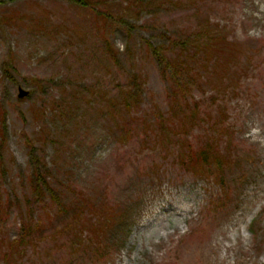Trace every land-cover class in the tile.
<instances>
[{
    "label": "rangeland",
    "instance_id": "1",
    "mask_svg": "<svg viewBox=\"0 0 264 264\" xmlns=\"http://www.w3.org/2000/svg\"><path fill=\"white\" fill-rule=\"evenodd\" d=\"M105 1L119 17L108 24L97 10L70 0H0V132L4 125L6 136L5 144L0 138V264L23 233L17 207L30 200L31 139L38 148L47 145L42 152L56 189L84 202L73 201L83 208L81 217L61 213L55 231L47 225V240L32 235V245L39 246L29 244L27 255L20 253L24 264H96L70 249L73 239L85 249H100V264H264V0ZM207 22L214 38L207 53L215 51L224 69L195 53L207 47ZM191 41L197 46L184 43ZM107 43L118 51L117 62ZM162 45L164 52L157 51ZM157 52L168 60L181 52L195 56L193 71L185 74L190 90L178 96L199 102L202 112L181 146L160 127L177 85L164 79ZM7 64L14 65L17 83L5 77ZM134 74L139 103L117 116L112 102L134 88ZM19 86L27 97L18 98ZM107 103L117 127L113 116L98 112ZM75 119L89 124L73 129ZM65 136L75 140L63 144L60 154L55 144H46ZM207 139L216 144V155L251 156L255 176L243 185L239 171L228 169L227 190L220 187L215 163L205 178L184 172L177 159L188 154L185 145ZM152 164L160 166L157 186L139 177ZM225 190L232 204L211 209ZM133 197L138 211L126 226L114 209ZM40 205L35 222L50 221L56 208L42 210L47 201Z\"/></svg>",
    "mask_w": 264,
    "mask_h": 264
},
{
    "label": "trees",
    "instance_id": "2",
    "mask_svg": "<svg viewBox=\"0 0 264 264\" xmlns=\"http://www.w3.org/2000/svg\"><path fill=\"white\" fill-rule=\"evenodd\" d=\"M72 3L75 2V4L78 5V7L82 9H92L97 10L95 14L99 15V18L104 21L105 24H108V21L110 19H116L119 17L112 16V13H110L108 7L106 6L105 0H70ZM127 12L125 11L123 14H121V19L124 15H126ZM209 22L206 24H203L202 27H205V39L207 38L205 45L207 47L205 49H199L197 48L195 53L197 54H204V56H207L208 60H212L215 64H218L219 66L222 65L223 67H220L222 69L226 68V65L222 62L220 56L216 54L215 51H211V53H207L208 47L210 46L209 40L214 38L209 35L210 32H212L209 28V26H206ZM134 29V28H133ZM167 39L171 40L170 38L166 37ZM222 39L226 40L224 36H222ZM194 40H197V37H195ZM185 44H189L190 47H196L197 44L194 41H191L189 43L184 42ZM213 46V45H212ZM107 52L111 54L113 60L118 61V51L114 50L110 43H107ZM155 50V47H150ZM165 46L162 45L159 48H157V51L164 52ZM155 54V53H154ZM156 55V54H155ZM157 58L161 60L164 64L163 68H160V71L163 74L164 79H166L168 82L176 84L177 87L172 88V92L170 93V107L168 115L162 116V119L160 120V127L161 130L167 134H172V139H176L178 141V144L181 146V143L184 144L185 141H187V131L196 125L198 121L200 120V114L202 112L201 105L199 102L195 101L193 103H190L184 95L179 97V92H188L190 90L189 86V80L185 77V74H188L189 72L193 71V65H194V57L191 58H185L181 52L180 55H177L175 59L168 60L166 57H163L162 55L157 52ZM188 59V60H186ZM193 61V62H192ZM4 75L6 78H9L11 82L17 83V79L12 73V71H15L14 65H5L4 66ZM190 79H193L190 77ZM133 79V87L132 89H127L126 96L123 97V100L121 102H112V108L113 112L115 114L120 115L122 112L130 113L134 106H137L139 103V92H140V84H139V76L137 74H134L132 76ZM181 88V90L179 89ZM75 91V90H74ZM73 91V96L77 97L80 96L83 98L84 96H81L80 91L79 94H76V92ZM77 91V90H76ZM72 97V94L70 95V98ZM109 103V102H108ZM107 105H103L98 112L102 115L105 114L110 118V116H113L115 120V125L117 127V117L114 113H111L109 111V107ZM167 112V111H166ZM180 113V119L178 122H176L175 117L177 114ZM207 118L211 120L213 117L211 116L210 112L206 113ZM84 117L87 118V114H84ZM225 118V116H223ZM75 122L73 123L72 128L73 129H79V125L82 124V126L86 127V124H89V121H80L79 122L75 119ZM4 124V123H3ZM145 124V121H144ZM143 124V125H144ZM125 125V124H124ZM0 132V138L2 142L5 144L6 142V136L4 134L5 127H1ZM124 132H122V136L124 137ZM68 138V139H67ZM171 138H168L166 140L167 144L171 142ZM63 139L66 140V142H63ZM75 139L71 136H65L61 138L58 142H56L54 139H50L46 141V144H51L54 146L56 145V151L59 154L61 153L63 144L67 145V147L72 145V142ZM61 145V146H60ZM122 146H125V144H121ZM176 145V144H174ZM172 145V146H174ZM216 144L213 142H209L208 139L206 141H200L197 143H190L185 145L187 150V155L182 156L178 160V163L180 164L181 168L184 170V172H192L196 177H203L205 178L206 175L209 174L210 171H212L211 165L213 163L217 164L218 172L217 174V180L220 184V187L227 189L230 187L231 183L229 180H227V172L228 169H231L233 172L236 170L239 171V181L241 179H244L242 181V184L245 185V183L249 180L250 174L251 176H255L253 172V165L254 159L249 157H239V159H236L232 157V155L229 152H220L219 155H216L215 152H213V148ZM28 146L30 147L28 150L29 154V164L31 168L33 169L32 175H31V181H32V189L30 190V200L27 199L25 201L26 205L18 206L17 211L19 216L21 217L23 223L20 227L23 233L20 234V239L14 241L12 250L8 253H4L1 255L3 261L6 262V264H24L23 263V257L20 255L21 252H24L25 256L28 253V249L26 248L27 245L38 247V245H32L34 242V237L32 235H35L36 233H40L44 238L43 241L47 240L48 233L51 230H56L59 227L58 221L62 220L60 217V214H64L69 216L72 220L81 217L83 213V208H77V206H74L75 203H81L80 201L84 202V199L78 200V199H69L66 195L62 196L61 191L56 189L55 186V180L53 179L54 174L52 173L53 169L49 166V164L44 160V154L42 151H45V147L47 145H40L38 148L36 146V143H34L31 140H28ZM117 150V148L115 149ZM1 157L4 159L2 152L0 151ZM99 159H102L101 157H98ZM224 166H227V169L224 170ZM41 167L44 168V170H41ZM149 171L144 172L140 174L141 177L147 178V184L148 185H159L158 177L160 174V166L157 164H152L149 167ZM238 179V178H237ZM68 181V180H67ZM70 181V179H69ZM232 186V185H231ZM76 189L82 190L79 187ZM74 189V190H76ZM73 190V191H74ZM222 191L221 195L215 199L212 203L213 206H221L224 209H227L233 201H230V197L232 194L229 191ZM240 191V190H239ZM240 196V193H239ZM137 197V196H136ZM136 197L127 199L126 202H119V206L115 208V214L118 215L119 218H123V221L125 222L126 226L132 225V218L135 215V213L138 211V202L135 201ZM47 201V205L45 207H42V210H44L48 206H54L56 208V213L52 215L50 218V221L40 222L36 221V217H39L40 214L43 212L39 209L41 208L40 203L43 204V202ZM75 203H74V202ZM12 204L14 206L17 205L16 201H12ZM111 210H108L105 213H109ZM45 214V213H44ZM45 215H49L48 213ZM47 225H50V231L48 230ZM77 227L73 229V231H76ZM52 231V234L53 232ZM83 232V230H82ZM255 233V231H253ZM103 234H105V231H103ZM109 236V235H107ZM110 240V239H109ZM42 241V242H43ZM112 241V239H111ZM77 245V246H76ZM71 250L79 252V258L83 257L87 261L88 259H92L94 263L100 264V261L104 259L103 253L100 251V249H85L83 248L79 243H77L76 239L72 240L71 244H68Z\"/></svg>",
    "mask_w": 264,
    "mask_h": 264
},
{
    "label": "water",
    "instance_id": "3",
    "mask_svg": "<svg viewBox=\"0 0 264 264\" xmlns=\"http://www.w3.org/2000/svg\"><path fill=\"white\" fill-rule=\"evenodd\" d=\"M27 94H28L27 91H25V90H23V89H20V97H23V96H25V95H27Z\"/></svg>",
    "mask_w": 264,
    "mask_h": 264
}]
</instances>
